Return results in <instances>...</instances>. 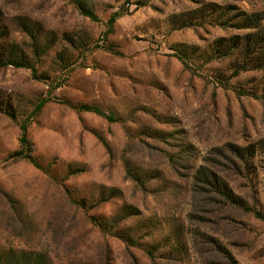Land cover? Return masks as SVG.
<instances>
[{
  "label": "rangeland",
  "instance_id": "374dc122",
  "mask_svg": "<svg viewBox=\"0 0 264 264\" xmlns=\"http://www.w3.org/2000/svg\"><path fill=\"white\" fill-rule=\"evenodd\" d=\"M79 1L0 0V264H264V0Z\"/></svg>",
  "mask_w": 264,
  "mask_h": 264
},
{
  "label": "trees",
  "instance_id": "16d2710c",
  "mask_svg": "<svg viewBox=\"0 0 264 264\" xmlns=\"http://www.w3.org/2000/svg\"><path fill=\"white\" fill-rule=\"evenodd\" d=\"M73 2H75L82 14H84L85 16L93 19V20H97V17L95 15V13L91 10L88 9L84 6L81 5L79 0H72ZM118 15H113L109 21V27L112 28V26L114 25L115 21L117 20ZM256 28H260V25L258 23H256ZM264 34V33H263ZM234 40H226L225 42L223 40H217L214 43H212V45H210L207 48L206 52H203L204 54L201 55V58H203V62H211L212 60H215L217 58V56H219L220 54L227 55V54H231L233 53L232 51L235 49V47H233L232 45ZM253 42H259L260 44H262L264 41L261 38L260 35H252L251 36V40H249L248 38V44H252ZM256 45V44H255ZM253 45V46H255ZM242 47L244 49L245 52H239V53H234L236 60L235 63L233 64V69L231 71V73L229 75H226V73H221V72H217L215 75H213V78L216 82V84H219L220 87L224 88V89H231L235 92V94L237 96H251L254 98H261L259 97V95L257 94V92H255L253 89H248L246 87L240 86V85H235L232 84L230 81L233 78H237L238 76H240V74L242 72H244L247 68V66L250 63L249 60V55L246 54V45L243 43ZM177 49V58L182 61H184V58H187V54L186 52H184L183 49H180L178 47H176ZM8 64V65H12L14 67L17 68H28V69H32L33 71H35V64L32 63L29 60H21L20 58L17 57V59H10V61H8L7 63L3 62L2 59H0V64ZM263 96L262 98L264 99V83H263ZM48 102L47 99H44L40 102L37 103V105L35 106L34 112L33 114L36 115L41 109L42 107ZM76 109L79 111H91V112H95L96 114H99L103 117H105L108 121L114 122L117 119L114 117V115L111 114H107L103 111H101L99 108L93 107V106H88V105H81L79 107H76ZM29 120H24L21 122L20 124V132H21V136H20V145H21V150L18 152H15L13 154L14 158H26L29 161L32 162V164L34 166H36L37 168H40V165L37 163V161L31 156V143L29 142L28 136H27V132H28V126H29ZM244 149H242V154H244ZM220 186V185H219ZM226 190V189H225ZM226 193V191H225ZM227 194V193H226ZM73 203L75 204H79L81 206H84V204L82 202H77L75 200H72ZM256 217L262 221H264V213L261 211H254ZM91 221L96 224L97 226H99L101 229L105 230V227L103 225V223H101L96 217H90ZM117 236L122 239L124 242H126L127 244H131V245H135L136 242L133 239V237L128 233H117ZM28 255V254H27Z\"/></svg>",
  "mask_w": 264,
  "mask_h": 264
}]
</instances>
